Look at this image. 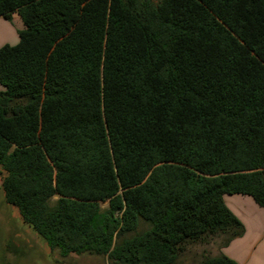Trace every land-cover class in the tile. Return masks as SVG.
<instances>
[{"label": "trees", "instance_id": "1", "mask_svg": "<svg viewBox=\"0 0 264 264\" xmlns=\"http://www.w3.org/2000/svg\"><path fill=\"white\" fill-rule=\"evenodd\" d=\"M14 15L2 188L51 250L177 264L244 235L224 198L264 209V0H0Z\"/></svg>", "mask_w": 264, "mask_h": 264}, {"label": "rangeland", "instance_id": "2", "mask_svg": "<svg viewBox=\"0 0 264 264\" xmlns=\"http://www.w3.org/2000/svg\"><path fill=\"white\" fill-rule=\"evenodd\" d=\"M8 26L13 38L9 36L8 32L5 34L2 32L0 47L3 44H17L18 31L23 28V23L18 15H14ZM14 36L16 37V44L12 40L15 38ZM0 89L4 90V87L0 85ZM2 181L3 174L0 169V264H112L106 257L89 254L63 257L59 250H51L45 240L24 223L18 209L6 202ZM245 198L254 202L250 197ZM56 200L57 198H54L51 202ZM103 208H107V204H104ZM261 210L264 212V209ZM246 212L249 213V210ZM258 222L261 223L259 220ZM226 238V235H217L207 238L206 242L198 241L185 244L179 253L177 264H202L207 258L223 255L226 247L221 250L219 247ZM256 252L261 253V249L259 248ZM256 257L254 254L248 264H254ZM241 264L246 263L242 262Z\"/></svg>", "mask_w": 264, "mask_h": 264}, {"label": "crops", "instance_id": "3", "mask_svg": "<svg viewBox=\"0 0 264 264\" xmlns=\"http://www.w3.org/2000/svg\"><path fill=\"white\" fill-rule=\"evenodd\" d=\"M8 23L7 20L0 19V35H2V32H4V34L8 32V34H10L9 36L13 38ZM12 40H14V44H16V37ZM224 200L228 208L243 223L245 233L242 237L234 239L224 249L223 254L235 260L238 264L242 262L246 264L250 263L253 255L256 254L257 257L254 258V264H264V212L261 210L262 208L256 203L254 204L249 198L239 195L226 196ZM247 210H249V213L246 212ZM258 220L261 221V223H259ZM259 248L261 249V253L258 254L256 251ZM259 259H261V261H259Z\"/></svg>", "mask_w": 264, "mask_h": 264}]
</instances>
